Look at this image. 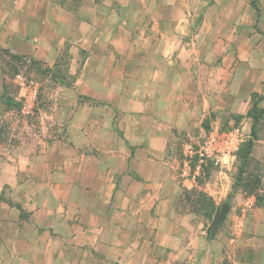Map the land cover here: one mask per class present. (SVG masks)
Segmentation results:
<instances>
[{
	"label": "rangeland",
	"instance_id": "rangeland-1",
	"mask_svg": "<svg viewBox=\"0 0 264 264\" xmlns=\"http://www.w3.org/2000/svg\"><path fill=\"white\" fill-rule=\"evenodd\" d=\"M77 2L0 0V23L12 17L21 20L17 26L19 41L3 48L0 40V85L2 82V97L9 114L6 124L1 125L0 120V130L25 132L45 148L51 145L47 141L49 131L59 135L64 132L53 121L60 110L51 102L56 95L63 96L64 91L57 84L70 85L76 80L77 61L87 54V47L92 48L89 39L70 40L75 33L90 32L78 20L90 18L89 14L70 9L72 16L65 15L61 20L66 26L53 24L56 4L72 8ZM117 5L121 10L112 26V36L108 28L99 26L100 40L96 44L101 52L115 53L112 61L101 62L99 80L106 82L109 75L105 71L112 64L115 72L111 80L117 88L110 95L103 91L99 99H86L102 107L103 119L109 114L105 103L112 100V124L122 145H152L153 157L161 156L166 146L164 161L168 164L162 174L180 182L179 212L195 213L197 220L204 222V234L214 239L229 217L231 226L237 227L241 225L238 215L259 213L257 207L264 206V94L256 90L261 77L258 68L264 61L259 23L264 0H119ZM7 8L12 9L10 13L5 11ZM52 30H58L60 37L69 35V40L59 41ZM52 50L58 56L53 61L52 55L49 62ZM29 85L36 86L37 100L27 113L22 106L28 100ZM147 96L151 100L146 110L162 112L160 118L144 122L142 117L126 116L127 109L142 116ZM169 123L175 128L164 127ZM131 128L136 129V136L127 140L125 132ZM141 128H151L152 137H146ZM70 132L77 135L75 129ZM76 139L81 145L88 144L83 137ZM86 159L91 172L85 179L87 185L93 180L103 182L99 167L124 165L123 159L97 153L87 154ZM5 197L1 193L0 198ZM224 204L230 206L226 220L213 227ZM84 205L87 220L99 213L102 224L118 221L112 208L104 207L96 198L87 199ZM16 206L23 218L20 227L24 236L29 234L25 219L36 213L35 205H25L24 209L20 203ZM69 221L68 226H62V232L51 228L46 240L65 243L66 252L86 256L84 251H74L73 238L79 236L80 230L72 226L78 220ZM7 233L11 235L12 231ZM229 235L234 240L240 236L238 231ZM110 237L107 231L102 249L109 246ZM36 253L47 256L44 247L37 248ZM95 258L105 264L102 252H97Z\"/></svg>",
	"mask_w": 264,
	"mask_h": 264
},
{
	"label": "crops",
	"instance_id": "crops-1",
	"mask_svg": "<svg viewBox=\"0 0 264 264\" xmlns=\"http://www.w3.org/2000/svg\"><path fill=\"white\" fill-rule=\"evenodd\" d=\"M118 1L79 0L72 8L64 3L55 5V26L62 24L65 15L68 18L72 16L70 9L75 8L77 14L81 11L89 14L90 18L78 17V20L87 25L90 32L84 35L75 33L70 40L89 39L92 48L87 47V54L77 61L79 74L76 80L70 85L57 84L64 90L63 96L53 97L51 106L59 109L60 115L54 120L51 117L64 128V132L59 135L49 131L50 139L47 141L51 142L50 146L45 148L25 132L0 130V195L4 192L6 196L5 199L0 198V264H99L95 258L97 252H102L105 264H264V206L257 207L259 213L238 215L241 225L237 227L231 226L229 217L216 238L209 239L202 228L204 222L198 221L195 213H181L177 208L180 182L162 174L168 164L164 161L166 146L161 156L153 157L152 145L139 146L132 142L129 146L122 145L112 124L115 107L112 100L105 103L109 114L103 119L102 107L86 99H99L103 91H109L110 95L117 88L111 80L115 72L112 64L105 71L109 75L106 82L99 80L101 62L103 59L112 61L115 53L101 52L96 44L100 40L99 26L108 28L112 36V26L116 25V16L121 10ZM10 10L5 9L7 13ZM72 12L75 13L74 10ZM262 13L261 9L259 23L264 43ZM20 23V18L15 17L1 20L3 48H8L9 44L11 47V43L21 39L17 29ZM62 25L66 26L65 22ZM52 32L59 41L69 40V35L60 37L58 30ZM54 52L52 50L49 54V62L52 55L53 61L58 56ZM240 65L238 62L237 66ZM258 71L261 77L257 80L259 87L256 90L264 94V61L260 62ZM0 91V120L3 125L9 121V114L2 97V82ZM146 93L150 95V92ZM149 98L145 97L142 116L129 109L126 116L132 119L142 117L144 122L160 118L162 112L156 114L146 110L147 104L150 105ZM158 121L161 123L163 118ZM165 126L175 128L170 123ZM70 129H75L77 135L71 134ZM150 129L141 128L146 137H152ZM137 130L140 131L139 128ZM135 132L136 129H127V140L134 137ZM76 137L87 139L88 144L81 145ZM89 153L123 159L124 165L121 168L99 167L103 182L93 180L87 185L85 179L90 170L86 167V157ZM152 165L159 171L150 167ZM89 198H96L106 208L111 207L118 221L102 224L99 213L87 220L84 203ZM43 202L52 204L40 205ZM16 203H20L22 209L25 205H35L36 213H32L29 220L25 219V223H29V234L24 236L20 227L23 218ZM61 209L63 213H59ZM55 219H58L57 223ZM71 219L78 220L72 226L80 230L79 236L73 238L74 251H84L86 256L66 252L65 243L47 241L51 228L61 230ZM43 220L47 225L44 226ZM8 231L12 234L9 235ZM107 231L111 234L110 243L102 249ZM233 231L240 234L235 240L229 235ZM40 232L43 234L38 237ZM39 247L45 248L47 256H38L36 250ZM85 247L86 251L83 250Z\"/></svg>",
	"mask_w": 264,
	"mask_h": 264
},
{
	"label": "built area",
	"instance_id": "built-area-1",
	"mask_svg": "<svg viewBox=\"0 0 264 264\" xmlns=\"http://www.w3.org/2000/svg\"><path fill=\"white\" fill-rule=\"evenodd\" d=\"M29 97H28V100H24L23 101V110L26 111L27 113H30L33 109H34V103L36 102L37 100V88L36 86L34 85H29Z\"/></svg>",
	"mask_w": 264,
	"mask_h": 264
},
{
	"label": "water",
	"instance_id": "water-1",
	"mask_svg": "<svg viewBox=\"0 0 264 264\" xmlns=\"http://www.w3.org/2000/svg\"><path fill=\"white\" fill-rule=\"evenodd\" d=\"M230 206L227 204H224L222 207L221 213L215 218V221L213 223V227H216L217 225L223 223L226 220L227 214L229 213Z\"/></svg>",
	"mask_w": 264,
	"mask_h": 264
}]
</instances>
